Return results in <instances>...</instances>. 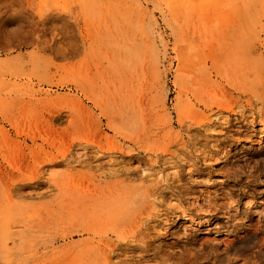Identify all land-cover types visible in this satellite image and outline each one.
<instances>
[{
  "label": "rangeland",
  "instance_id": "1",
  "mask_svg": "<svg viewBox=\"0 0 264 264\" xmlns=\"http://www.w3.org/2000/svg\"><path fill=\"white\" fill-rule=\"evenodd\" d=\"M20 153L56 164L0 264H264V0H0V168Z\"/></svg>",
  "mask_w": 264,
  "mask_h": 264
},
{
  "label": "bare ground",
  "instance_id": "2",
  "mask_svg": "<svg viewBox=\"0 0 264 264\" xmlns=\"http://www.w3.org/2000/svg\"><path fill=\"white\" fill-rule=\"evenodd\" d=\"M18 20L19 19L16 21ZM32 141L35 145L36 139L32 138ZM32 159L36 162V173L33 177L28 178L26 170ZM44 164L55 165L56 160L50 155L44 157L36 153H32L31 155L20 153L16 155L11 170H2L0 168V216L4 218L5 222L3 227L0 228V245L4 244L6 246V239L2 237V234L9 233L12 217L19 207L18 201L26 196V190L34 185L38 187L37 189L44 186L43 180L48 173V171H41V167ZM52 183L54 184V187H60L59 184H56L55 180H52ZM184 218L186 217L184 216ZM104 242H107L108 244L101 243L99 247L95 246L94 250L89 253V257L97 260L99 264H118L113 262V257H111V253H114V243H111L109 240Z\"/></svg>",
  "mask_w": 264,
  "mask_h": 264
}]
</instances>
